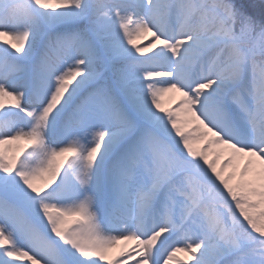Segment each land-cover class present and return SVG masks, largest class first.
<instances>
[{
    "label": "snow or ice",
    "instance_id": "snow-or-ice-1",
    "mask_svg": "<svg viewBox=\"0 0 264 264\" xmlns=\"http://www.w3.org/2000/svg\"><path fill=\"white\" fill-rule=\"evenodd\" d=\"M56 4L0 0V264H264V0Z\"/></svg>",
    "mask_w": 264,
    "mask_h": 264
},
{
    "label": "rangeland",
    "instance_id": "rangeland-1",
    "mask_svg": "<svg viewBox=\"0 0 264 264\" xmlns=\"http://www.w3.org/2000/svg\"><path fill=\"white\" fill-rule=\"evenodd\" d=\"M261 1V0H260ZM50 3L52 4V7L49 9L50 11H59L61 10L60 7L56 4V0H50ZM135 16H133V20L135 21ZM120 21H117V26H119ZM135 28V24H132ZM60 28H63V25L59 26ZM179 26H177L178 29ZM134 30V29H133ZM123 33V31H121V34ZM135 38V37H134ZM7 41V46L11 47L12 46V41L10 40L9 37H5V36H0V44H4V42ZM137 46L140 47H148L150 45H152L154 43V37H152L151 35H144L142 36L140 39L136 40ZM129 47H131V45H129ZM163 47L162 45H157L156 47L152 48L151 51L146 52L145 56H149V55H153L156 51L159 50V48ZM154 79H162L160 77H154ZM181 100V97L179 95V93H169L163 101V105L166 108H170V109H176L177 106L179 105V102ZM9 106L8 104H6V107ZM19 146H24L23 142H20ZM6 147H12L13 149H15L17 147L16 144L10 145V146H6ZM70 159H72V157H69ZM69 159V160H70ZM182 236H179L171 242L173 244H175L176 246L180 247V243L181 241L184 242V246L187 243H190L191 241L189 239L185 238V234L181 233ZM135 244V242H128L127 245H120L121 248H126V250H131L133 247V245ZM174 250V249H173ZM117 258H121L120 256L117 255ZM138 258V257H136ZM164 259L166 260L167 257L165 256ZM179 260H183L182 262H179ZM176 262H178V264H195L194 259L187 253V252H178L176 254V256L174 257V264H176ZM17 264H24L23 261L17 262ZM30 264V262H29ZM132 264H134V261L132 262Z\"/></svg>",
    "mask_w": 264,
    "mask_h": 264
},
{
    "label": "bare ground",
    "instance_id": "bare-ground-1",
    "mask_svg": "<svg viewBox=\"0 0 264 264\" xmlns=\"http://www.w3.org/2000/svg\"><path fill=\"white\" fill-rule=\"evenodd\" d=\"M133 24H134V23H133ZM130 29L133 30V29H134V26H133V25H130ZM121 31H123V30L121 29ZM69 157H70V156H69ZM69 157H68V159H70ZM165 235H166V233H165ZM179 235L182 236L181 233H180ZM179 235H178V236H179ZM178 236H177V237H178ZM177 237H176V238H177ZM161 239H163V236L161 237ZM174 239H175V237L173 238V240H174ZM158 243H159V242H158ZM170 243H171V242H170ZM183 244H184V242L181 241V243H180V247H184ZM134 247H136V244H134L133 247H131V248H134ZM180 253H181V252H180ZM112 258H113V260H115V259H121V258H117V255H114ZM137 259H139V257H138ZM182 261H183V260H179V262H182Z\"/></svg>",
    "mask_w": 264,
    "mask_h": 264
},
{
    "label": "trees",
    "instance_id": "trees-1",
    "mask_svg": "<svg viewBox=\"0 0 264 264\" xmlns=\"http://www.w3.org/2000/svg\"><path fill=\"white\" fill-rule=\"evenodd\" d=\"M252 3L256 4V5H260L261 1L260 0H251Z\"/></svg>",
    "mask_w": 264,
    "mask_h": 264
}]
</instances>
